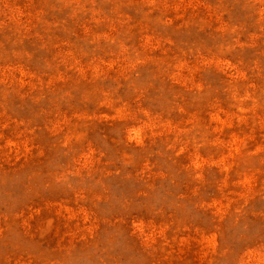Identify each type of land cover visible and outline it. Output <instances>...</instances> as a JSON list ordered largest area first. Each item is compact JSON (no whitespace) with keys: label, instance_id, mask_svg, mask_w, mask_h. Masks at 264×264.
<instances>
[{"label":"rangeland","instance_id":"rangeland-1","mask_svg":"<svg viewBox=\"0 0 264 264\" xmlns=\"http://www.w3.org/2000/svg\"><path fill=\"white\" fill-rule=\"evenodd\" d=\"M0 264H264V0H0Z\"/></svg>","mask_w":264,"mask_h":264}]
</instances>
